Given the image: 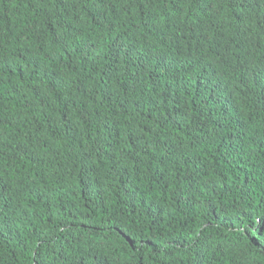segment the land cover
Segmentation results:
<instances>
[{
  "label": "trees",
  "instance_id": "trees-1",
  "mask_svg": "<svg viewBox=\"0 0 264 264\" xmlns=\"http://www.w3.org/2000/svg\"><path fill=\"white\" fill-rule=\"evenodd\" d=\"M0 264H264V0H0Z\"/></svg>",
  "mask_w": 264,
  "mask_h": 264
}]
</instances>
